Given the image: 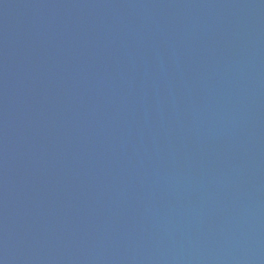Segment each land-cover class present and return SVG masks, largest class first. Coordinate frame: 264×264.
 I'll return each instance as SVG.
<instances>
[{
	"label": "water",
	"instance_id": "1",
	"mask_svg": "<svg viewBox=\"0 0 264 264\" xmlns=\"http://www.w3.org/2000/svg\"><path fill=\"white\" fill-rule=\"evenodd\" d=\"M0 264H264V0H0Z\"/></svg>",
	"mask_w": 264,
	"mask_h": 264
}]
</instances>
